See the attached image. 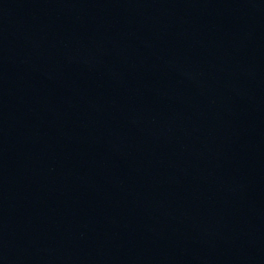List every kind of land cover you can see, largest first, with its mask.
<instances>
[{"label": "water", "instance_id": "water-1", "mask_svg": "<svg viewBox=\"0 0 264 264\" xmlns=\"http://www.w3.org/2000/svg\"><path fill=\"white\" fill-rule=\"evenodd\" d=\"M0 264H264V0H0Z\"/></svg>", "mask_w": 264, "mask_h": 264}]
</instances>
